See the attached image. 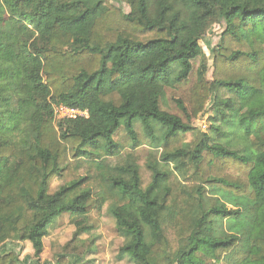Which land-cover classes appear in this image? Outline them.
<instances>
[{"label": "trees", "instance_id": "trees-1", "mask_svg": "<svg viewBox=\"0 0 264 264\" xmlns=\"http://www.w3.org/2000/svg\"><path fill=\"white\" fill-rule=\"evenodd\" d=\"M114 2L129 11L0 0V245L28 243L38 262L68 216L72 244L92 246L110 202L117 260L264 264V0ZM221 22L207 82L199 42ZM166 89L185 119L224 91L210 123L227 144L163 110ZM58 106L88 118L55 121ZM68 247L55 264L90 263ZM0 264L20 263L1 251Z\"/></svg>", "mask_w": 264, "mask_h": 264}, {"label": "rangeland", "instance_id": "rangeland-1", "mask_svg": "<svg viewBox=\"0 0 264 264\" xmlns=\"http://www.w3.org/2000/svg\"><path fill=\"white\" fill-rule=\"evenodd\" d=\"M110 3L116 8H122V10L126 13L129 11L125 4L119 5L118 3L114 2V0H110ZM223 27L224 25L222 22L219 24L211 25L202 40L199 42L200 46L203 49L204 57L207 61L206 65L209 66L208 72H206L204 75V78L207 82L212 81L213 69L210 66L211 53L219 41V35L223 31ZM200 63V59L194 63V75L191 76L189 81L177 91L178 94H185L192 83L196 81L197 76L195 75V73ZM222 94L225 95L224 91L211 93L203 112L196 119H185V117L182 116L177 106L173 102L174 98L179 97L173 96V91H169L168 89L164 91V97L161 100V108L169 113L183 117L186 122L189 123L192 127L208 134L211 139H214L215 136H218L219 139L216 138V141L226 145L227 141L225 140L227 139L224 140L222 135L218 134V132L220 131L219 126L217 124L212 125L210 123V119L214 117L213 111L215 110V106L217 105V102L215 101H217V98L219 100ZM57 108L58 107L54 108L55 121H61L58 118L59 112ZM149 149L150 148L147 145L138 149L141 163L146 160ZM114 161V159H106V165L108 163L113 164ZM57 185L58 183H53V190L57 187ZM109 204L110 202L105 204L103 207L101 227L97 231H93L90 235L86 236V241H88L90 244L92 240L94 241V243L92 242V246L86 244L83 246L84 248H81L76 243L72 244L71 240L73 230L69 224L70 219L68 218V216H63L62 218L58 219L52 227H50V234L47 238L44 239V249L38 262H36L33 257L32 247L28 243L20 242L18 240L8 241L0 245V252H13L18 257L20 264H55L58 255L62 251H64L63 248L66 245H69L68 251L76 247H79V250L81 252L86 251L87 253V251L90 250V253L86 256V258L90 261L89 264H131L126 259L117 260L118 250L123 245V240L118 237L115 231V222L107 210ZM71 262L72 259H69V264H71Z\"/></svg>", "mask_w": 264, "mask_h": 264}, {"label": "built area", "instance_id": "built-area-1", "mask_svg": "<svg viewBox=\"0 0 264 264\" xmlns=\"http://www.w3.org/2000/svg\"><path fill=\"white\" fill-rule=\"evenodd\" d=\"M59 120H73L77 118H88L87 111H81L78 109H71L65 106H58ZM57 116V115H56Z\"/></svg>", "mask_w": 264, "mask_h": 264}]
</instances>
